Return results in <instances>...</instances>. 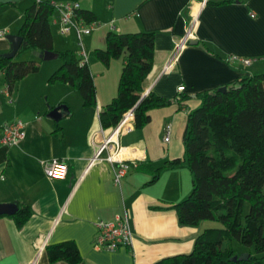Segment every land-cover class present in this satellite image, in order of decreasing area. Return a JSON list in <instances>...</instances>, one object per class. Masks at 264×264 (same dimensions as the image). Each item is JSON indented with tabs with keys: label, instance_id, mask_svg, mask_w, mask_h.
Returning a JSON list of instances; mask_svg holds the SVG:
<instances>
[{
	"label": "crops",
	"instance_id": "crops-1",
	"mask_svg": "<svg viewBox=\"0 0 264 264\" xmlns=\"http://www.w3.org/2000/svg\"><path fill=\"white\" fill-rule=\"evenodd\" d=\"M51 1H76L81 9L94 11L102 27L113 25L117 32H155L154 70L144 91L175 100L183 87L182 93L188 99L183 109L173 102L152 110L151 121L145 127L135 126L120 136V145L128 148L124 159L137 164L158 167L165 161L183 158L184 146L172 145L175 137L181 143L179 138L186 128L178 112L187 110V114L192 110L190 103L199 106V92L264 71V0H206L204 5L203 0ZM223 1L229 2L218 4ZM195 18L191 40L198 43L189 40L178 50ZM23 19L24 10L17 3H0V30L6 36L18 34ZM52 24L61 31L58 23ZM6 36H0V55L11 51ZM103 39L106 36L101 35L99 46ZM91 42L89 46L93 47L94 37ZM67 47V42L60 45L54 36L56 50ZM91 50L87 52V63L97 86L96 106H84L81 94L69 84L49 83L60 63L41 59L39 71L20 80L12 91L0 71V139L6 122L22 121L25 126V137L19 143H0V204L15 203L19 209L30 207L32 211L22 226L14 215H0V264H69L50 262L46 246L70 240L75 241L83 256L78 264H155L168 256L192 252L202 231L219 227L211 220L196 226L183 225L170 207L192 191L193 176L185 163L165 168L154 183H149L151 174L135 167L116 183L115 166L106 159L87 168L94 141H101L94 138L103 128L99 112L117 95L123 67L122 59H114L109 65L90 59ZM173 59L171 68L165 70ZM241 59H251L252 63L246 66ZM59 105L69 110L55 121L48 114ZM173 122L175 137L165 142V127ZM57 123L61 130H57ZM109 131L105 129L100 137ZM53 158L68 161L70 170L65 179L46 176L44 165ZM119 216L129 219L132 246L114 251L97 249V222L115 221ZM232 245L237 253L252 251H238L234 241Z\"/></svg>",
	"mask_w": 264,
	"mask_h": 264
},
{
	"label": "trees",
	"instance_id": "trees-1",
	"mask_svg": "<svg viewBox=\"0 0 264 264\" xmlns=\"http://www.w3.org/2000/svg\"><path fill=\"white\" fill-rule=\"evenodd\" d=\"M229 1H223L222 4ZM16 4V3H11ZM55 7L51 0H35L24 10L18 30L23 37L16 55L26 50L56 51L62 63L50 75L49 83L62 82L76 89L84 106L97 105V86L87 61L71 50H56L51 17ZM76 16L86 23L97 21L94 11L79 8ZM99 61L109 65L122 59L123 67L117 95L100 111L104 129L117 125L123 114L137 105L136 128L151 121L154 109L173 102L186 106L188 96L179 93L167 99L150 92L142 98L146 80L154 70L155 32H117L109 30L106 47L96 48ZM0 55V71L9 91L26 76L39 71L36 59L16 60ZM197 94L201 104L187 113L183 134L185 156L165 161L155 167L138 163L135 168L152 175L156 182L165 168L185 163L193 176L192 191L184 200L172 203L183 225L196 226L203 221L220 222L222 226L206 228L197 237L190 253L168 256L155 264H261L264 262V71L239 77L226 85ZM57 130L61 125L57 123ZM249 209L245 212L246 204ZM30 207L14 215L19 226L31 216ZM253 248L246 260H234L240 255L233 241ZM50 262H82L83 256L75 241H63L46 246Z\"/></svg>",
	"mask_w": 264,
	"mask_h": 264
},
{
	"label": "built area",
	"instance_id": "built-area-1",
	"mask_svg": "<svg viewBox=\"0 0 264 264\" xmlns=\"http://www.w3.org/2000/svg\"><path fill=\"white\" fill-rule=\"evenodd\" d=\"M39 1V0H38ZM206 3L203 0L202 5ZM55 7V13L51 17L52 23H58L62 33H69L75 30L80 41L84 36L90 35L92 32L100 29L104 26L99 21H93L86 23L83 18L76 16V11L80 8L79 4L74 2L59 3L52 1ZM196 18L192 20L191 27L187 30L185 37L182 39L178 50L182 49L189 40L194 38V25ZM114 29V26L111 25ZM0 36L5 37L6 32L0 30ZM85 52H82L84 57ZM86 60V59H85ZM171 61L165 70L171 68L174 63ZM87 61V60H86ZM241 62L249 66L252 63L251 59H241ZM183 87L179 88V93H182ZM150 94V91L146 90L142 93V98H145ZM137 105L127 110L119 123L110 128L109 133L106 136H101L105 129L102 128L99 132L95 133L94 138H99L101 141H94L95 149L93 155L88 160L87 168L92 167L94 164L101 160H108L115 166V181L119 183L120 180L126 175V173L133 167L137 166L135 161H129L124 159V154L128 151L127 147L121 146L119 138L125 133H129L135 129V111ZM100 113V112H99ZM2 136L0 143L5 146H12L19 143L25 137V126L22 121L6 122L2 127ZM172 132V125L169 123L165 127L164 141H170V135ZM113 149V150H112ZM106 153V155H104ZM45 174L50 179L63 180L67 177L70 167L69 163L65 159L53 158L47 161L44 165ZM98 233L96 237L95 247L97 249L117 250L122 246L131 247L133 242V232L127 216H119L115 221H98L97 222Z\"/></svg>",
	"mask_w": 264,
	"mask_h": 264
},
{
	"label": "rangeland",
	"instance_id": "rangeland-1",
	"mask_svg": "<svg viewBox=\"0 0 264 264\" xmlns=\"http://www.w3.org/2000/svg\"><path fill=\"white\" fill-rule=\"evenodd\" d=\"M34 0H20L19 2H17V7L21 8L23 10H25V8L29 5H31L33 3ZM52 23V22H51ZM22 24V23H21ZM52 25V31H53V36L57 37L58 38V43L60 45H63L67 42L68 46L70 47H67L65 49H60V50H71V51H74L77 55H79V52L82 54V52H85L86 50V55H84L85 59L88 60L89 57H88V50L89 49H92V54L90 55V59H98L95 55V49L96 48H105L106 47V40L103 39V42L101 43L102 45L99 46V42H100V37L101 35L103 36H106L105 33L106 31H109V30H112V28H110L109 26L108 27H102L100 30V32L98 30L94 31L92 33V35H89V36H84V38L82 39V41H80V39L78 38V35L76 33L75 30H72L71 32L69 33H62L61 31H59V28L58 26L54 25V24H51ZM93 38L95 39V42L93 43V47L89 46L92 44L91 43H88V41L90 40V38ZM98 37V38H97ZM92 41V39H91ZM95 46V48H94ZM63 48V47H62ZM94 51V52H93ZM16 57V56H15ZM30 59H36L39 61V63H42V60L40 58H38L34 51L33 50H26L24 52H22L19 56L16 57V60H30ZM62 63V60L61 58L57 57V58H54L53 60H50L49 62H46V63ZM46 65V64H45ZM1 73V72H0ZM117 91H118V87H117ZM190 109H195L197 108L198 106H195V105H192V103H190ZM187 111V110H186ZM186 111H179V115H180V119L182 120V123L185 122V125H186V121H187V114H186ZM171 124V123H170ZM172 125V130H173V125H174V122L171 124ZM174 131H175V128H174ZM173 136L175 137V133L173 134ZM172 136V132H171V135H170V139ZM181 140V143H177V137H175L173 139V142H172V145L173 146H176V147H179V145H181L182 147L184 146L185 148V145H184V141H183V134H181L180 138ZM170 142V141H169ZM166 148H167V145H166ZM167 150V149H166ZM249 209V204L247 203L246 204V207H245V212H247ZM219 227L222 226V224L220 222H215ZM234 245H235V248L239 251V250H242L243 248H251V247H247V246H244V245H241L237 240H234ZM253 249V248H251Z\"/></svg>",
	"mask_w": 264,
	"mask_h": 264
},
{
	"label": "water",
	"instance_id": "water-1",
	"mask_svg": "<svg viewBox=\"0 0 264 264\" xmlns=\"http://www.w3.org/2000/svg\"><path fill=\"white\" fill-rule=\"evenodd\" d=\"M20 0H0V3H4V4H11V3H17ZM6 38L10 41L11 43V51H9L8 53H5V56L9 57V58H13L17 55L22 42H23V37L18 35V34H8L6 36ZM191 44H197L198 41L197 40H190ZM35 55L43 60H52L54 58L58 57V53L56 51H44V52H40V51H34ZM220 91H226L227 87L226 86H222L219 89ZM68 106L66 105H59L57 107H55L54 109H52L48 116L53 118L55 121H59L63 118L65 112H67ZM19 210V207L17 204L13 203V204H0V215H15ZM250 256V253H243L240 255H235L234 256V260H246L248 259Z\"/></svg>",
	"mask_w": 264,
	"mask_h": 264
}]
</instances>
